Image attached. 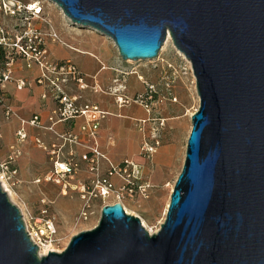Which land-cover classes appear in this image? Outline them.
<instances>
[{
    "label": "water",
    "instance_id": "1",
    "mask_svg": "<svg viewBox=\"0 0 264 264\" xmlns=\"http://www.w3.org/2000/svg\"><path fill=\"white\" fill-rule=\"evenodd\" d=\"M70 27L153 61L170 35L200 107L160 231L120 204L40 256L0 184V264H264V0H46Z\"/></svg>",
    "mask_w": 264,
    "mask_h": 264
},
{
    "label": "built area",
    "instance_id": "2",
    "mask_svg": "<svg viewBox=\"0 0 264 264\" xmlns=\"http://www.w3.org/2000/svg\"><path fill=\"white\" fill-rule=\"evenodd\" d=\"M44 2L0 0V107H4L7 118L13 116L12 108L5 104L8 99L6 88L7 85L14 83L13 76L18 65L23 63L27 70L38 69L39 76L33 84L17 81L16 89L23 91L33 86L43 89L41 95L43 108H47L48 102L53 104L47 118L49 125L47 127L42 125L41 118L37 115L30 120H22L21 123L23 127L53 133L56 140L62 144L48 149L40 140L35 141L39 148L49 153L53 162L51 174L37 183L41 181L53 183L61 189L64 196L76 193L81 201L78 224L83 225L92 219L99 203L102 204L101 213L106 206L117 204L127 212L126 202L147 201L155 189L143 176V165L134 160H125L119 165L109 164L108 169L104 171L102 167L104 156L97 148H91L81 156L71 150L64 156L65 148L73 149L82 145V137L95 141L100 124L108 114L97 105L82 104L81 97L70 93L73 85H77L81 90L88 89L84 77L73 63L56 62L48 57V44L61 43V40L44 15ZM39 23L48 25L49 30L43 31L38 26ZM114 83L119 84L120 80L117 79ZM124 90L122 85L113 89L117 106L122 108L135 104L142 107L148 116L147 119L139 121L138 126L144 137L139 157L147 163L164 143L167 119L157 108L154 87L148 86L143 94H137L131 101L122 95ZM94 92L97 93L98 90L94 89ZM176 102V99L173 100V103ZM80 119L84 120L80 127L81 134H75L73 128ZM57 126L65 127L66 131L58 133L55 130ZM16 136L19 143L27 140V134L23 130H19ZM14 162L12 155L8 161L0 164L2 188H5V184L8 186L9 183L12 184L18 176ZM21 214L26 233L31 242L38 247L40 256L43 249L49 250L47 255L61 253L59 251L61 239L47 210H41L38 214L23 210Z\"/></svg>",
    "mask_w": 264,
    "mask_h": 264
},
{
    "label": "rangeland",
    "instance_id": "3",
    "mask_svg": "<svg viewBox=\"0 0 264 264\" xmlns=\"http://www.w3.org/2000/svg\"><path fill=\"white\" fill-rule=\"evenodd\" d=\"M27 2H44V13L49 15L47 20L51 26H58L63 22L70 25L56 5L46 0H26ZM81 33H92V35L102 40L107 52H111L114 61L122 65L119 70L125 77L124 92L129 100H133L137 94H143L147 87H154L156 94L157 108L164 118L167 119V131L164 143L158 149L151 161L144 162L140 157L136 162L143 165V176L155 189L151 198L147 201L126 202V208L130 215L136 216L144 223V227L151 234L160 231L161 225L165 220L166 209L170 203L171 194L176 181L182 172L185 163L187 142L192 130V117L200 107V100L197 95L196 81L193 74L191 63L175 48L170 35L165 41L159 57L153 61L124 62L114 43L99 35L97 32L81 27H72ZM85 43L81 47L90 48L95 44L90 39H84ZM91 44V45H90ZM78 46V44H75ZM104 51V50H103ZM51 56L49 49L48 57ZM177 100L173 103V100ZM158 100L162 102L159 103ZM133 109H124L123 114L133 115L138 109L142 112V120L148 116L145 110L135 104L125 105ZM141 112L139 114H141ZM38 114V112H36ZM31 116L23 113H14L11 118H7L4 107H0V144L4 151L15 144V134L18 130L28 133V126H22V120H30ZM126 125H133L127 121H121ZM135 126H140L138 120ZM43 141L42 137H38ZM15 140V141H14ZM141 140V146L143 144ZM16 145V144H15ZM20 148V147H19ZM18 149V148H17ZM18 153V152H17ZM134 160L126 158L122 160ZM119 163V162H118ZM43 180V179H39ZM38 180H26L17 176L14 182L7 187V191L12 194L10 201L20 208L21 212L40 213L47 210L49 218L53 219L61 239L59 251H64L71 240L82 232L94 229L101 219L102 204L96 207V213L87 224H78V217L81 208V201L76 193L62 195L61 189L53 183H46ZM9 196V195H8ZM106 201V200H105ZM110 201V200H108Z\"/></svg>",
    "mask_w": 264,
    "mask_h": 264
},
{
    "label": "crops",
    "instance_id": "4",
    "mask_svg": "<svg viewBox=\"0 0 264 264\" xmlns=\"http://www.w3.org/2000/svg\"><path fill=\"white\" fill-rule=\"evenodd\" d=\"M44 15L48 20L49 15L47 13H44ZM38 26L43 31L49 30V26L46 24L39 23ZM52 28L60 36L61 43L48 44V52L49 49L51 50L49 58L56 62L68 61L73 63L84 77L85 85L88 87L87 90H81L77 85H73L70 93L81 97L82 104L91 103L97 105L108 114L107 118L100 124L98 137L95 141L82 137V145L73 149L69 147L65 148L64 156L68 155L71 150L76 155L81 156L88 152L89 149L97 148L104 156L102 160L104 171L108 169L109 164L119 165L126 158H132L135 161L140 154V144L141 140H143V135L139 130L137 132V125L135 126L134 122L137 120L138 122L141 121L143 116L140 109L136 111V115L135 113L133 115L130 113L123 114L122 111L124 109L130 110L133 107L120 108L116 104V96L113 94V89L119 88L121 85L126 86L124 85L126 79L119 71L122 65H118L114 61V56L111 52L106 51L102 40H97L92 33H81L64 22L59 24V27L52 26ZM87 38L94 42V47H81L85 43L84 39ZM75 44H78V46ZM38 76V69L27 70L24 64L20 63L15 69L13 76L14 83L7 85L8 99L5 104L10 106L14 113H23L26 116H31L30 119L35 115L40 116L42 125L47 127L49 125L47 122L50 114L49 110L53 108V104L48 102L47 108H43L41 101L43 89L37 86L26 88L23 91H17L16 89L17 81L22 80L33 84ZM117 79L120 80L119 84L114 83ZM94 89H97L98 92L95 93ZM122 95L128 97L124 91ZM140 112L141 114H139ZM121 121H127L133 123V125H126ZM83 123L84 120L82 119L76 122L73 128L75 134H81L80 127ZM55 130L58 133L66 131L63 126H57ZM27 131V140L24 143H19L15 134L14 139H16V142L14 143L16 145L12 144L7 151H4V147L0 144V164L8 161L13 155L15 159L14 168L18 170V177L20 179L21 177L26 180L43 179L51 174L53 162L49 153L39 148L35 141L40 140L48 149L62 143H59L51 132L39 131L31 127H28ZM38 137H42L43 141Z\"/></svg>",
    "mask_w": 264,
    "mask_h": 264
},
{
    "label": "bare ground",
    "instance_id": "5",
    "mask_svg": "<svg viewBox=\"0 0 264 264\" xmlns=\"http://www.w3.org/2000/svg\"><path fill=\"white\" fill-rule=\"evenodd\" d=\"M4 188V187H3ZM8 189H7V187H5L4 188V192L7 194V195H9L8 197L9 198H12V194L11 193H9V191H7ZM11 200V199H10ZM169 206V205H168ZM168 206H167V209H168ZM167 209H166V212H167ZM127 213H128V211H127ZM144 224V223H143ZM150 233H153L152 231L150 232ZM49 252V250L48 249H43L42 250V252H41V255L42 256H45V255H47V253Z\"/></svg>",
    "mask_w": 264,
    "mask_h": 264
}]
</instances>
